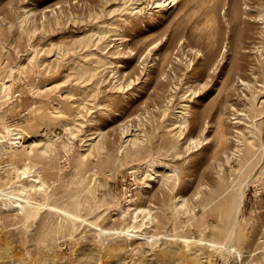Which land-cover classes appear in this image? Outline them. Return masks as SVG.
Returning a JSON list of instances; mask_svg holds the SVG:
<instances>
[{"label": "rangeland", "instance_id": "obj_1", "mask_svg": "<svg viewBox=\"0 0 264 264\" xmlns=\"http://www.w3.org/2000/svg\"><path fill=\"white\" fill-rule=\"evenodd\" d=\"M178 1L173 12L158 11L150 4L139 15L135 14L138 18L131 17L132 21L127 24L131 28L124 27V34L133 38L131 48L125 47L127 50L122 49L124 51L116 57L120 63H127L128 71L135 67V75L132 72L123 77L127 88L115 87L119 90L115 92L106 91L111 85H107V89L104 86L106 92L103 90L89 114L95 123L92 120L90 124L89 120L74 137L62 132L51 158L36 155L48 188L41 193L30 191L29 196L41 206H28L23 213H17L1 209L0 199V264H98L99 258L101 264H239L236 257L224 252L222 247L195 242L191 250H186L180 239L203 235L209 240L225 242L236 220L239 225L235 244L248 247L260 244L257 251L264 247V0H246V11L242 9L244 0ZM70 2L73 0H0V57L2 42H6L9 52L6 67L0 63V187L13 182L11 188L18 191L22 181H29V177L21 180L17 176L19 171L9 166L21 167L29 161L28 156L10 147L17 131H23L26 137L29 132L40 135L47 128L61 131V121H71L69 111L73 105L66 96L69 84L55 81L63 77L69 63L77 56L69 54L58 71L54 69L56 57L45 61L43 58L50 40L71 42L79 33L95 26L90 13L100 11L104 1L80 0L72 6ZM115 4L112 2L113 6ZM58 5L63 11L57 8L43 18L42 10ZM24 9L30 12L26 29L37 26L32 46L28 45V32L21 33L17 26ZM128 27L131 30L125 29ZM34 52L32 63L29 56ZM147 55L149 58H144ZM110 58L115 60L112 55ZM139 59H147L146 64ZM239 73L249 82L248 86L240 84ZM128 77L137 80L125 83ZM229 86H234L231 89L236 88L235 91ZM58 103L65 105L67 114L56 112ZM164 103H168L170 112L163 116L160 108ZM182 103H189L193 113L184 135L179 137L178 127H167V124ZM231 103L236 105L235 109ZM145 109L156 116L152 123L142 122L148 141L136 159L124 158L117 154L123 140L121 129L130 121L137 124L136 116L146 114ZM237 110L249 113L251 120L257 116L261 139L256 138L258 144L250 151L240 143V148L248 155L247 160L241 162L240 156L234 155L227 163L224 151L233 150L235 137L240 138L237 130L252 125L244 119L240 123L233 122L239 119L237 115L243 114H238ZM206 120L209 127L205 133L213 139V145L197 149L191 138L204 136ZM224 121L233 136L228 144L232 147L227 149L214 142ZM84 129L86 133H97L101 141L106 142L100 153L87 158L81 154ZM152 158L163 162L162 170L172 167L181 178V187H174L173 178L155 183L152 179L155 189L146 187L152 178L147 169ZM54 161L57 168L63 169H52ZM219 162L224 163L223 171ZM174 171L168 172L173 174ZM202 184L204 197L212 198L206 215L200 204L201 197H194ZM242 187L245 203L240 209L237 191ZM175 192L188 196L189 205L195 208L198 217L206 216L202 227L189 223V216L181 211L176 213L171 209ZM76 194L83 202L80 213L85 218L78 223L51 208L71 204ZM136 206L151 209L160 220H147L146 216L142 218L143 212H138L142 219L135 222ZM122 228L149 239L119 237L116 231ZM261 251L253 262L264 264Z\"/></svg>", "mask_w": 264, "mask_h": 264}, {"label": "bare ground", "instance_id": "obj_2", "mask_svg": "<svg viewBox=\"0 0 264 264\" xmlns=\"http://www.w3.org/2000/svg\"><path fill=\"white\" fill-rule=\"evenodd\" d=\"M102 1H104V2H103V6L101 7V10L100 11H92L90 13V17L92 18L91 23L96 24L95 26H90L88 28L89 30H85V31L79 33L75 37V39H73L71 42H64V41L54 42L52 39L48 43L47 53H46L45 58H43V61L50 59L52 56L54 58L56 57L57 63H56L55 68H54L55 71H58L60 69L62 63L64 61H67L69 54H75L77 56V59L74 62L69 63L67 69L65 70L63 77L60 79H57L55 81L58 84H64V85L66 83L69 84L68 88L66 89V96L69 97L68 99H69L70 105H73V107L69 111V117L71 118V121L66 122V121L62 120L60 123L61 131H58L56 129L47 128V129H45L43 134H40V135L35 134L34 135L33 134L34 132H29L27 134V137L25 136L24 132L21 130L16 132L18 135L16 136L15 139H12L13 141L11 142L10 147L12 148V150L19 151V154H21L23 156L24 155L28 156L29 161L21 167H16L15 164L14 165L11 164L9 166L13 167L14 170L17 169L19 171V174L17 176L20 177L21 180L29 177V181L28 182L22 181L19 185L18 191H15L11 188L13 182L10 183L7 187H0V199H2V203H1L2 208L1 209H3V210H9L12 212L16 211L17 213H23L28 206H33V205L41 206L40 202H38L37 200L31 199L29 196L30 191L35 190L37 193H41L42 191L47 190V188H48V183L44 179L42 167L38 164L37 160H35L36 155L40 154L42 156H47V157L51 158L52 154L55 153V149L57 147L58 139H60L62 137V134H61L62 132H65L70 137H74L78 134V131H80L84 127H86V125L89 123L88 122L89 120H90V124L92 123L93 119L91 120L89 118V114L92 112V109L97 104L98 97L100 95H103L101 93L104 90V86L106 87L107 85L108 86L111 85L110 86L111 88L109 87L107 89V87H106V89H107L106 91L113 89V90H115V92H118L119 90L118 89H117L118 91L116 90L117 87L119 89L123 90V86H124L123 83L125 81L124 75L126 76V75H129L130 73H132L134 71L135 67H132L128 71L127 70L128 69L127 63L126 64L120 63L119 61H117L119 58L116 59V57H119V55H117V54H119L120 51L122 52L126 48L127 49L131 48L130 40H133V38L126 36V35H129L127 33L124 34L126 31V30L124 31V27L125 26H129V27L131 26V25H127V24H129L130 21H132L131 17L135 16L136 18H138L139 16L137 17L135 14L139 15L140 14L139 12L145 10L146 6H148L150 4L152 5V7L157 8L158 11H160L161 9H164L167 12H171V11L173 12L174 8L177 7V3L179 2L178 0H102ZM244 1H246V0H244ZM75 2L76 3L80 2V0H73V3L70 2L69 5L71 4V6H72V4H74ZM112 2L116 3L115 6L112 5ZM247 3H248L247 1L244 2V7L242 8V9H244L243 11H246V9L248 8ZM57 8H58V10L63 11L61 9L62 8L61 5H58V6L52 7V8L47 7L44 10H42V13L44 16L43 18H46V16L49 15V12H51V14L56 12ZM247 15H249V14H247ZM164 16H166V15H164ZM164 16L162 15V17H164ZM29 20H30V12L27 9H24L20 13L17 26H18V29L21 33H23L25 30H26V32H28V35H29L28 36V45L32 46V40H33L34 33L36 32L37 26L33 25L31 28L26 29L25 24ZM82 20L83 19H81V21ZM129 27L125 28V29L131 30L130 29L131 27L130 28ZM133 27L135 28V26H133ZM138 41H139V39H138ZM141 41L143 42V40H141ZM155 44L151 45V46H153L152 49L155 48ZM157 44H159V43H157ZM151 46H149V47L147 46L148 49H150ZM147 47H145V49ZM225 48L227 49V45ZM122 49H124V50H122ZM142 49L146 53L147 50H145L144 48H142ZM142 49H140V50H142ZM226 49H224V51H223L224 53H225V51L228 50V49L227 50ZM1 50H2L1 51L2 55L0 57V63L6 67L5 64H7L9 62V60H8L9 59V52H8V46H7L6 42L1 43ZM16 50L19 51V49H17V48H16ZM128 51H125V52L127 53ZM132 51L134 52L133 49H132ZM151 51H153V50H151ZM141 52H143V51H141ZM109 53H111L113 58L115 57V60L110 58L111 55ZM149 53H150V51H149ZM147 54H148V52H147ZM261 54L263 55V53H261ZM142 55L143 54L141 53V56ZM35 56H36L35 52L30 54V56H29L32 63L35 59ZM125 56L127 57L128 55H125ZM129 56H132V55H129ZM141 56H139V57H141ZM147 57L149 58L148 55L145 56L144 58H147ZM138 58H137V60H138ZM134 60H136V59H134ZM140 60L141 59H139V61ZM145 60H147V59H145ZM145 60H141V61H143V63L141 61L140 62L144 65V63L146 62ZM121 61H123V60H121ZM133 63H135V62H133ZM141 63L137 62L136 64L138 65ZM136 64H135V66H136ZM131 66H132V63H131ZM133 66H134V64H133ZM142 66L140 65L139 67H142ZM54 69H53V71H54ZM240 69H241V67H240ZM48 70H49V68H48ZM137 70H138L137 71V73H138L139 68ZM140 72H142V71L140 70ZM133 73L135 75V72H133ZM48 74H49V71H48ZM52 74H53V72H52ZM139 74L141 75V73H138V76H139ZM240 74L241 73H239V77L237 75L238 80L242 76V74H241V76H240ZM131 76L133 77V74L130 75V78H132ZM138 76H137V78H139ZM130 78L128 79L129 81H126L125 83H127V82L129 83L130 81H132ZM137 78L134 80H137ZM138 81H140V80H138ZM232 83H234V82H232ZM241 83H243V85H245V86H246V84H247V86L249 84V82L245 81L242 78L240 80V84ZM129 84H131V83H129ZM235 84L236 83H234V85ZM129 87H131V86H129ZM229 87L231 89V87H234V86H229ZM5 88H6V86L2 87V90ZM124 88L126 89L127 87L124 86ZM235 89L232 88L231 90L235 91ZM113 90H112V92H114ZM106 91L104 90V93ZM124 91H122V93ZM227 92H229V90ZM227 96H229V94ZM233 104L231 103V107ZM74 105L76 106V109H73ZM233 107L235 109L236 105L235 106L233 105ZM55 109H56V112L59 114H67L68 113L67 110H65L66 109L65 105L61 104V103H58L57 105H55ZM234 109H233V111H235ZM145 111H146V109H145ZM160 111H161V115H163V116L165 114H168V112H170V108H169L168 103H166V104L164 103V105H162V108H160ZM236 112L238 113L239 111L237 110ZM192 113L193 112H192L191 105L189 103H182L181 109H176L174 111V115L172 117V120L167 124V127H169V126L178 127V136L182 137L184 135V129L189 125L190 117H191ZM241 113H243L242 116H238L237 114L233 113V114L237 115L236 118H239V119L236 120L234 118L235 121H233V120L232 121L235 123H240V121L242 122L244 119L249 123L252 122V125H251V128H248V129H238L237 132L239 134L237 132H235V133H237V137L239 136L240 138L235 137V139H237V142H235L236 144L233 142L234 147H233V150L230 149L232 151L231 154H230L231 151L230 152L227 150L224 151V157H225V160L227 163H228V161L233 160L232 158L234 155L235 156L239 155L241 162L243 161V159L247 160L248 155H247V153H244L245 150L242 151L243 147L240 148L241 147L240 143L242 145H244V147L248 151H250V150L254 149V147H256L258 144L256 138L258 137L259 141L261 139V132L262 131H261V128L257 124V121H258L257 116H253L254 118L251 120V116L249 113L240 112L238 114H241ZM195 117L197 120L198 116H195ZM136 118H137V122H136L137 124H134L135 122L132 123L130 121V123L128 122L127 125L122 127V129H121L122 130V132H121L122 136L121 137H123V140H122V144L120 145V147L117 151L118 152L117 154H119L123 157L125 156L126 158L131 157L132 160L136 159L137 156L141 155V153L143 152V150L141 148L148 141V135H147V132L144 129V127L142 128V126H143L142 122L144 121V123L146 122L147 124L152 123V121L154 119H156V116H155L154 112L151 113L150 110H148V112L146 111V114H143V115L142 114L140 115L138 113ZM230 118H231V116H230ZM94 121L95 120H93V123H95ZM146 123H145V125H147ZM235 125H237V124H235ZM208 127H209V120H206L204 123V127H203L204 136L200 137V138L199 137L198 138H194V137L191 138V141L195 144L197 149H201L204 147L209 148L210 146L213 145V139L208 134L205 133L207 131ZM228 127H229V125L225 121L222 122L220 124V128L217 131L216 140L214 141L217 146H225L226 149L232 147V146L228 147V144L231 142V138H233V136L232 137L230 136ZM131 130H135L136 132L131 133ZM84 132L85 133L82 134V139H83V143H84V148L82 149V152H81L82 157L87 158L90 155L91 156L97 155L98 153H100L105 148L106 142L103 140L101 141V137H98L97 133H93V132L86 133L85 129H84ZM214 139H215V137H214ZM262 149H263L262 152L264 153L263 143H262ZM134 152H136L135 155H134ZM53 156H55V155H53ZM121 156H119V158H122ZM223 164L224 163L219 162V166H220L221 171L224 170ZM163 165H164L163 162L157 158H152L148 161L147 169L151 173L150 175L152 178H151V180H149L147 182L146 187H149V189H152V188H154V186H156V185H154L156 180L159 182L160 180H162L164 178L167 179L168 181H170L171 178L175 179L173 181L174 187L177 189L179 187H181L180 176L178 174H176V172L174 171V169H172V167H169L170 169L168 168V170H162ZM57 167H58V164H57V162L54 161L52 163V169L56 170V169L60 168V167L59 168H57ZM133 168L134 167H132V169ZM60 169H63V168H60ZM169 170L170 171L173 170L174 173L171 174V172H168ZM58 171H60V170H58ZM130 171L132 172V170H130ZM135 171L136 170L133 169V172H135ZM152 179L153 180L155 179L154 183H153ZM205 185H206V187H208L207 184H205ZM204 187L205 186L202 184V186L195 193L194 197L195 196H196V198L201 197L202 201L200 202V204L202 205V207L205 209V212H206L209 203L212 201L211 200L212 198L211 199H210V197L207 198V196L204 197L205 196L203 194V188ZM175 188H174V190H176ZM237 195H238V205H239V208L241 209L243 204L245 203L244 187H242L241 189H239L237 191ZM202 197H204V198H202ZM82 206H83V202L80 200V198L76 194V196H74L73 202L71 204H66V205H62V206L53 205L51 208L61 211L63 213V215L65 216V218H67V216H68L69 219L73 220L74 223H78L80 221L85 220V218H83L81 213H80V209ZM172 208L176 213L178 211H181L185 215L189 216V221H188L189 223L194 222V224L197 223L201 227L204 224V221L206 218L205 215L207 214V212L205 213V215L198 217L197 214H195V208L192 209L190 207L188 196H185V194H183V193L176 194V192H175L174 199L172 200V204H171V209ZM136 209L137 210L134 213V221L135 222H137L139 219L144 218V216H146L145 219H147V220L151 219V220H155L157 222L160 220L158 214L156 212L152 211L151 209H148L145 207H137V206H136ZM138 212H143L142 218H139L140 216L138 215ZM63 215L61 218L62 220L64 217ZM220 218H221L222 222H225V217H223V214H220ZM238 225H239V221L236 220L235 224L233 225L231 232L228 234V239L225 242H219L216 240H209V239L203 237V235H200L199 238L186 236V237H182L180 239L184 241V244H185L184 248L186 250H191V248H192L193 244H195V242H209L213 246L222 247L224 252L232 253L236 257V259L239 261V264H257L253 261L255 258L260 256L259 252L261 250H262L261 256H264V247H262V249L260 251H257V249L259 248L258 246L260 244L259 245L256 244L255 246H257V247H252L253 246L252 244H251V247H248L245 245L241 246V245L235 244L234 240H235L236 228ZM101 229L105 231V229H103L102 227H101ZM201 230H202V232L204 231L203 229H201ZM116 235L119 237H125L126 239H131L132 236H135L136 238H146V240L149 239V237H146L145 235L131 233L129 231V229H124V228L117 230ZM211 235L214 236V233ZM102 246H104V245H102ZM97 262H98V264H101L102 259L99 258L97 260ZM259 264H263V262H260Z\"/></svg>", "mask_w": 264, "mask_h": 264}]
</instances>
